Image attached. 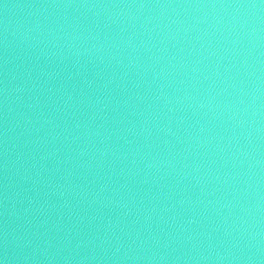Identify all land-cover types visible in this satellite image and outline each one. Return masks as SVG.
Masks as SVG:
<instances>
[{"label": "water", "instance_id": "water-1", "mask_svg": "<svg viewBox=\"0 0 264 264\" xmlns=\"http://www.w3.org/2000/svg\"><path fill=\"white\" fill-rule=\"evenodd\" d=\"M102 264H264V0H47Z\"/></svg>", "mask_w": 264, "mask_h": 264}]
</instances>
